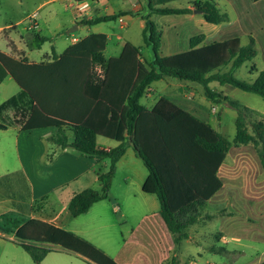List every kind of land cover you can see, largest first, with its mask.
Masks as SVG:
<instances>
[{
    "label": "trees",
    "instance_id": "trees-1",
    "mask_svg": "<svg viewBox=\"0 0 264 264\" xmlns=\"http://www.w3.org/2000/svg\"><path fill=\"white\" fill-rule=\"evenodd\" d=\"M191 4L192 8H156L148 0L149 11L141 15L146 21L143 39L154 54L151 61L131 43H126L118 56L107 58L108 38L97 33L68 46L60 55L53 49L52 60L45 58L38 63L0 52V84L10 75L20 87L0 104V130L54 127L56 132L50 140L57 146L108 161L107 170L98 173L101 188H87L72 197L68 207L71 218L108 198L117 163L128 146L149 172L143 191L159 199L160 214L176 245L187 239L188 228L203 219L204 208L223 188L221 168L234 146L253 144L264 171V115L211 87L214 82L230 85L264 99V70L252 65V71L258 73L252 82L235 76L245 62L256 57L254 38L247 45L240 37L205 44V35L200 34L191 38L190 50L161 55L163 31L151 19L153 14L180 15L198 10L212 24L229 20L214 1L195 0ZM125 13L83 19L80 24L93 26L117 20ZM37 28L28 29L23 37L30 50L41 49L50 40ZM165 78L196 82L202 85L208 101L229 103L237 111L234 140L167 97H161L153 108L143 105L141 99L151 91L152 83ZM253 115L261 117L251 120ZM99 136L119 145L105 150L98 144ZM35 208L33 204L30 210ZM17 228L19 237L28 235L42 245H60L96 264H118L90 241L64 228L36 219ZM20 245L36 264L53 250L24 242Z\"/></svg>",
    "mask_w": 264,
    "mask_h": 264
},
{
    "label": "rangeland",
    "instance_id": "rangeland-1",
    "mask_svg": "<svg viewBox=\"0 0 264 264\" xmlns=\"http://www.w3.org/2000/svg\"><path fill=\"white\" fill-rule=\"evenodd\" d=\"M152 1L159 8L174 7L172 3L164 5L160 0ZM194 1L185 0L182 4L186 8L188 2ZM210 1L217 3L221 13L229 15V22L219 25L204 22L197 24L195 29L191 28L189 33L186 32L190 36L205 34L207 43L238 36L242 43L247 45L253 36L257 55L251 61L245 62L235 73L238 79L252 82L257 74L252 71V65H256L259 71L264 70V0ZM144 2L149 11L148 0ZM110 3L114 8L123 7V1L115 0ZM244 12L249 13L247 18L250 19V23L242 26L239 24V19ZM34 14L42 35L54 39L58 53L70 44L73 36L80 39L88 33L86 28L77 29V26L72 24L75 14H79V11H74L68 6L66 0H0V25L13 24V28L5 34L12 33L15 39L20 38L19 34H26L30 17ZM244 17L246 16L243 15L240 21L243 22ZM151 19L158 27L172 33L170 21L173 22V19L177 18L153 15ZM120 25L116 20L98 26L102 32L113 33L105 51L107 58L116 57L124 42L141 45L144 43L138 24H131L125 29ZM60 28H63L64 32L72 33L58 36L56 33ZM6 43L4 33H0V48H6ZM51 45L52 43L47 41L41 51L31 53L32 57L44 56L47 51H51ZM163 52L168 56L165 49ZM144 53L149 60L154 58L151 48L145 49ZM17 86L14 82V90ZM157 86L160 94L171 98L176 104H180L179 100L184 98V95H190L194 105L197 108L201 107L211 124L231 141L234 140L237 133V111L231 108L229 103L223 101L215 104L208 101L202 85L190 81L170 78L158 82ZM185 86H192L193 92L191 93ZM211 87L264 115V99L261 96L230 85L221 86L216 82L211 83ZM7 95L0 89V102L7 98ZM260 117L253 115L251 120ZM13 133V130L0 131V230L6 231L5 234L0 235V264H36L31 255L20 245L22 242L53 249L41 264H92V261H87L60 245H42L27 237L28 235L18 236L17 225L24 226L31 220V215L23 209L22 203L18 204V199H28L27 184L16 176L15 178L13 175L6 178L3 176L7 171L17 168L19 164ZM107 141L116 143L114 140ZM126 173L127 163H124L119 166L112 181L109 199L99 201L100 203L94 205L88 214H83L77 219L69 216L72 220L69 229L82 231V237L88 241L91 239L93 245L106 252L118 264H260L264 262V171L253 144L234 146L231 149L221 168L223 188L204 208L203 219L188 228V237L180 245L174 244L170 233L168 234L170 239L165 237L161 240L160 237L157 242L152 223L155 219L150 217L149 220L141 221L144 215L152 213L150 210L152 198L147 201L144 198L146 195L139 194L141 192L137 191L134 183L127 185ZM9 184L17 193L15 203L8 197L12 195V192L7 191L6 188ZM1 187L5 189L1 190ZM146 202L148 204H145ZM34 205L36 207L34 212L39 214L37 213L39 204ZM36 214L34 216L38 218ZM159 241H162V247H159ZM173 248L176 251L175 258H173ZM220 248H224V251ZM161 251L164 253L162 254Z\"/></svg>",
    "mask_w": 264,
    "mask_h": 264
},
{
    "label": "crops",
    "instance_id": "crops-1",
    "mask_svg": "<svg viewBox=\"0 0 264 264\" xmlns=\"http://www.w3.org/2000/svg\"><path fill=\"white\" fill-rule=\"evenodd\" d=\"M112 1H115V0H94V1H86V2H77L76 0H66V4L68 6L72 7L74 11H79V14H75V18L72 21V24L74 23L77 26V29H83V28L87 29L88 33L83 38H85L86 36L92 33L105 34L108 38V42L110 43L113 33L112 32H102L99 30V27H98L99 25L105 24L107 22H103V23L96 24L93 26L80 24V22L83 19L92 20L98 17L111 16L119 12H126L124 15L119 17V18L122 17L124 19L123 25L119 21V18L117 19L121 24L120 25L121 28L125 29V28H128L131 24L136 23V25L138 24L139 28L141 29L142 37H143V30L146 26V21L145 19H143L141 14L143 13L145 14L148 12L144 4L145 3L144 0H116V1H123V7L117 6L115 8L111 7L110 2ZM160 1L161 3H164V5L169 4V3H172V5H174V7L173 6H165V7H172V8L184 7L185 8V6L182 4L183 1L185 0H160ZM253 1L259 2L262 0H258V1L253 0ZM102 2H106V3L102 4ZM153 2L154 1H152V4ZM173 2L177 3V5L179 6H175ZM191 3L192 2H188L186 8H192ZM153 6L156 8H159V6L155 4V2ZM81 8H82V11H80ZM153 15H159V14H153ZM153 15L151 18H153ZM243 15L246 17L242 19L243 20L242 22L240 20L243 17ZM247 15H249L248 12H244L242 14V17H240L239 19L240 25L243 26L247 23H250V19L247 18ZM166 16H176L177 19H173V22L172 20L170 21L171 26L173 28L172 33H168L166 32V30H164V28L159 27L163 31L161 55L166 56L163 52V49H165V51L168 53V56L190 50L191 48L190 40L192 37L196 35L190 36V34L188 33L190 32L191 28L195 29L197 27L196 26L197 24L207 22L205 18L203 17V14L196 13L194 10L193 12L187 13V14L166 15ZM112 21H116V20H112ZM227 22H229V20ZM36 25L38 27L39 23L37 22ZM13 26H14L13 24L0 25V33H4L5 38L7 39L6 48L4 49L0 48V52L6 55H9V56H13L15 58L26 57L29 59L30 62L38 63L44 60L45 58L52 60L54 57V54H52L53 49L56 51V55H60L68 46L82 39V38L79 39L73 36L70 44L62 52L58 53L54 45V39L51 37L45 36L49 38L50 40L48 41L52 43L51 51L50 52L47 51L42 57L40 56V57L34 58L32 57L31 53L34 51H41L42 48L35 49V50H30L27 48L25 44V39L23 37L28 33L29 27L26 28L27 32L25 35L19 34L20 38L15 39L12 36V33L5 34L6 32H8L9 29L13 28ZM37 30L41 33L39 28H37ZM70 33L72 32H64L63 28H60L59 32H57L56 35L64 36L65 34H70ZM233 37H238V36H233ZM251 38H254V37L251 36ZM143 42H144V39H143ZM126 43H131V42H124L121 46L120 52L122 51ZM203 43L209 44L206 42V35H205V40ZM131 44L139 47L144 57L147 60H149L146 57L144 51L145 49L150 48V47H148L145 44V42L142 45L134 44V43H131ZM257 76H258V73L256 74V77L254 78V80L257 78ZM168 79L170 78H165V79L152 83L151 91L141 99V103L148 108H153L161 97L163 96L167 97L159 93L157 83L160 81L168 80ZM14 82L16 81L13 79L12 76L9 75L0 84V89L3 90L6 94H8L6 96L7 98L2 100L0 104L4 102L5 100H7L8 98H10L11 96H13L14 94H16L20 90V87L17 84V82H16V84L18 85L17 89L14 90ZM192 83H196V82H192ZM185 87L191 93L193 92L192 86H185ZM183 97L184 98L179 100L180 104H177L178 106L182 107L183 109L189 111L190 113L196 115L197 117L211 124V122L208 119L209 117L205 116V113H203L204 111H202L201 107L197 108L194 105L195 103L193 102V99L190 95H184ZM167 98L170 99L172 102H174L171 98L169 97ZM144 99H146L145 100L146 103L143 102ZM211 125L213 126V124ZM9 130H13L14 132L13 134H14V139H15V147H16V152L18 155L17 158H18L19 164L17 168H15L12 171H7V173L4 174L3 176H5L4 178L10 175L11 176L13 175L14 178L16 176L18 179H21L22 181H24L28 186V196H27L28 199H25V198L18 199V204L22 203V206L24 207L23 209H25V211H27L31 215V219L33 218V219H36L42 222L52 224L55 227L64 228L82 237L83 236L82 231H78L75 228L69 229V225L72 222V220L69 219L70 217H69V211H68L70 201L74 195H76L79 192H82L83 190L87 188H94V189L101 188L99 179H98V173L100 171L103 172L107 170L108 161L106 159H100L98 157L85 155L71 147L61 148L57 146L55 143H53L50 140V137H52L54 133L56 132V128L54 127L41 128V129H36L32 131H23L20 128L12 127V128H8L6 130H0V131L7 132ZM69 136L70 138H72V132L69 134ZM107 140H112V139H109L103 136L98 137V144L100 145L101 148L105 150H110L119 145V142L116 140H114L116 141L115 144L108 143ZM124 163H127V173L125 176V183L127 185L134 183L137 191L139 190L141 192L139 194L146 195V197L144 198L147 201L150 200L149 198H152L151 203H150V210H152V213L144 215L141 221L143 222L144 219L145 221L149 220L150 217L154 218L155 221L152 222L153 232L155 234V237L157 238L156 239L157 242H158V239H160V237H161V240L165 237H168V239H170L168 235L170 231L168 230L160 214L161 205H160L159 199L157 198V196L146 194L143 191V183L146 180L149 172L147 168L145 167L143 161L137 156L132 146H128L125 155L117 163V171H118L119 166H121ZM11 187L12 186H10V184L7 185L6 187L8 188L7 191L10 190L13 195V196L9 195L8 197L9 199L11 198L12 201L15 203L16 201L15 196L17 193ZM3 189L5 188L1 187V190ZM4 193H2V195H4ZM6 195H8V192ZM107 199H109V195ZM36 203L40 204V207L37 208L38 209L37 213L39 214H36L35 212L30 210V207H32V205ZM98 203L100 202H97L94 205ZM145 204H148V203L146 202ZM94 205L92 206V208L94 207ZM91 209L89 210V212L91 211ZM89 212L85 214H88ZM35 214L38 215L39 217L38 218L35 217L34 216ZM79 217H76L74 219H77ZM1 234H5V232L0 230V235ZM90 240L91 239H89V241ZM173 242L175 244L174 237H173ZM158 244H160L159 247H162V241L161 242L159 241ZM173 252H174L173 258H175L176 251H174V248H173ZM161 253L163 254L164 252L161 251ZM77 255L81 256L79 254ZM92 264H95V263L92 262Z\"/></svg>",
    "mask_w": 264,
    "mask_h": 264
},
{
    "label": "built area",
    "instance_id": "built-area-1",
    "mask_svg": "<svg viewBox=\"0 0 264 264\" xmlns=\"http://www.w3.org/2000/svg\"><path fill=\"white\" fill-rule=\"evenodd\" d=\"M36 14H34L33 16L30 17V22L28 23V27L29 29L35 28L37 27V21H36ZM119 21L121 22V24H124V19L121 17L119 18Z\"/></svg>",
    "mask_w": 264,
    "mask_h": 264
},
{
    "label": "water",
    "instance_id": "water-1",
    "mask_svg": "<svg viewBox=\"0 0 264 264\" xmlns=\"http://www.w3.org/2000/svg\"><path fill=\"white\" fill-rule=\"evenodd\" d=\"M196 13H202L201 11L195 10Z\"/></svg>",
    "mask_w": 264,
    "mask_h": 264
}]
</instances>
